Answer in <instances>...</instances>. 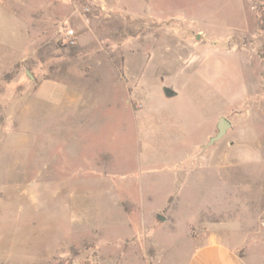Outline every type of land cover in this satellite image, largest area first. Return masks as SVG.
Masks as SVG:
<instances>
[{
	"label": "rangeland",
	"instance_id": "obj_1",
	"mask_svg": "<svg viewBox=\"0 0 264 264\" xmlns=\"http://www.w3.org/2000/svg\"><path fill=\"white\" fill-rule=\"evenodd\" d=\"M210 235L264 264V0H0V264Z\"/></svg>",
	"mask_w": 264,
	"mask_h": 264
},
{
	"label": "crops",
	"instance_id": "obj_2",
	"mask_svg": "<svg viewBox=\"0 0 264 264\" xmlns=\"http://www.w3.org/2000/svg\"><path fill=\"white\" fill-rule=\"evenodd\" d=\"M191 240L190 253L186 257L184 264H245L244 258L237 252V247L218 235L191 237ZM152 246L155 249L153 256L143 250L140 257L148 256L152 260L156 259L155 262L157 264H163L162 254L159 252L155 241ZM126 256L129 257L124 252L123 254L117 253L116 258H125ZM116 262L115 264H117ZM148 264H150V261H148Z\"/></svg>",
	"mask_w": 264,
	"mask_h": 264
},
{
	"label": "water",
	"instance_id": "obj_3",
	"mask_svg": "<svg viewBox=\"0 0 264 264\" xmlns=\"http://www.w3.org/2000/svg\"><path fill=\"white\" fill-rule=\"evenodd\" d=\"M163 94L165 97L167 98H171L175 96V92H173L172 90L168 89V88H163ZM231 124L230 122L225 119L224 117H220L218 119L217 122V133L214 137L211 138L210 143H213L215 141H218L219 139H221L226 131L230 128ZM160 220H163V218L161 216L158 217Z\"/></svg>",
	"mask_w": 264,
	"mask_h": 264
},
{
	"label": "built area",
	"instance_id": "obj_4",
	"mask_svg": "<svg viewBox=\"0 0 264 264\" xmlns=\"http://www.w3.org/2000/svg\"><path fill=\"white\" fill-rule=\"evenodd\" d=\"M65 37H66V43L68 45H74L76 36H75V33L72 29H69L66 31Z\"/></svg>",
	"mask_w": 264,
	"mask_h": 264
}]
</instances>
